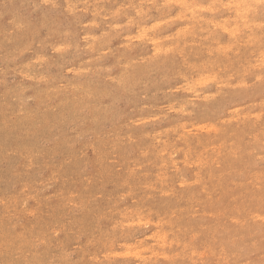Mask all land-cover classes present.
Listing matches in <instances>:
<instances>
[{"label": "rangeland", "instance_id": "obj_1", "mask_svg": "<svg viewBox=\"0 0 264 264\" xmlns=\"http://www.w3.org/2000/svg\"><path fill=\"white\" fill-rule=\"evenodd\" d=\"M0 264H264V5L0 0Z\"/></svg>", "mask_w": 264, "mask_h": 264}, {"label": "bare ground", "instance_id": "obj_2", "mask_svg": "<svg viewBox=\"0 0 264 264\" xmlns=\"http://www.w3.org/2000/svg\"><path fill=\"white\" fill-rule=\"evenodd\" d=\"M172 1V0H171ZM183 3V2H182ZM245 4V3H244ZM247 8V7H246ZM194 13V12H193ZM246 16V15H245ZM194 17V16H193ZM244 19V18H243ZM237 26V25H236ZM238 27V26H237ZM236 27V28H237ZM245 27V26H244ZM223 28V27H222ZM224 28H226V27H224ZM235 28V29H236ZM232 29H234V28H232ZM238 29H239V27H238ZM230 30V29H229ZM192 31H193V29H192ZM239 32V31H238ZM237 33V32H236ZM236 33H235V35H236ZM179 34V33H178ZM239 35V34H238ZM214 42V41H213ZM231 48V47H230ZM191 51V50H190ZM119 83V82H118ZM159 235V234H158ZM163 237H165V236H163ZM166 241V240H165ZM161 243H163V242H161ZM164 244H166V243H164ZM161 245V244H160Z\"/></svg>", "mask_w": 264, "mask_h": 264}, {"label": "clouds", "instance_id": "obj_3", "mask_svg": "<svg viewBox=\"0 0 264 264\" xmlns=\"http://www.w3.org/2000/svg\"><path fill=\"white\" fill-rule=\"evenodd\" d=\"M255 3H259L260 5H264V0H254Z\"/></svg>", "mask_w": 264, "mask_h": 264}]
</instances>
